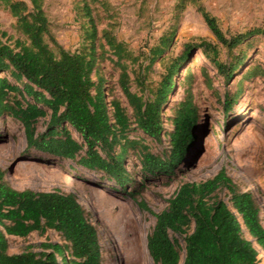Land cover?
Masks as SVG:
<instances>
[{"label":"trees","instance_id":"1","mask_svg":"<svg viewBox=\"0 0 264 264\" xmlns=\"http://www.w3.org/2000/svg\"><path fill=\"white\" fill-rule=\"evenodd\" d=\"M0 3L16 19L15 28L23 37L11 43L4 40L5 32L0 33V118L11 116L19 121L29 146L76 161L124 189L132 183L126 164L131 152L136 154L146 180H170L197 139L199 113L191 89V70L184 76L188 81L184 99L167 116L172 128L166 129L164 121L178 74L193 50L201 48L229 81L246 62L247 54L240 51L228 63L221 59L220 45L233 52L253 36L264 38V27L228 36L218 18L200 6L216 41L188 43L181 55L168 62L158 84L149 88L144 74L167 52L176 29L150 49L148 64L144 65L140 55L112 30L99 29L97 4L107 5L102 0L76 1L83 33L81 47L74 52L52 34L44 0ZM107 63L118 72L121 97L114 94L111 98V88L107 89ZM256 77H264L259 65L247 69L242 78ZM134 82L140 91L132 90ZM241 92L239 86L233 95L226 94V109ZM42 118H48V123L39 133L37 124ZM163 136L170 144L166 154L154 152L145 141H161ZM222 190H226L227 199L219 195ZM167 201V207L157 213L144 200L138 202L156 219L148 235V250L156 263L260 264L256 245L264 253L262 204L225 168L204 181L183 182ZM50 230L59 235V241L46 240L18 253L9 252V236L27 238ZM179 237H183L184 245ZM0 264H104L92 212L73 192L17 189L0 168Z\"/></svg>","mask_w":264,"mask_h":264},{"label":"rangeland","instance_id":"2","mask_svg":"<svg viewBox=\"0 0 264 264\" xmlns=\"http://www.w3.org/2000/svg\"><path fill=\"white\" fill-rule=\"evenodd\" d=\"M76 1L44 0L52 34L72 52L81 47L83 33ZM102 1L109 8L97 4L98 18L101 19L99 29L112 30L135 55H140V62L144 65L148 64L150 49L160 42L163 35L176 29L167 52L144 74L149 88L158 84L168 62L181 55L188 43L196 44L203 39L216 41L200 6L218 18L228 36L264 27V0ZM15 25L16 19L0 3V33H6L4 40L13 43L16 38L22 37ZM240 51L247 54L246 62L229 81L206 59L201 48L193 50L179 72L177 85L165 107V128H172L167 116L186 95L188 81L184 76L188 70L194 73L191 89L199 119L197 139L170 180L162 177L146 180L140 172L141 165L136 154L131 152L126 164L132 172V183L125 189L121 188L113 180L102 178L101 174L88 170L76 161L29 146L24 126L11 116L0 118V168L17 189L41 191L58 188L75 193L80 203L92 212V220L100 233L104 264H125L120 250L130 264H158L148 250V235L156 219L138 202L144 200L151 211L160 212L167 207V200L183 182L204 181L222 168L243 189L251 190L259 199L264 223V77L242 78L245 71L254 65L264 69V38L261 35L253 36L233 52L220 45L221 59L228 63ZM135 68L138 70L139 65ZM205 70L208 71L207 75ZM104 74L108 80L107 89L111 88V98L114 94L121 97L117 84L118 72L107 63ZM239 86L243 92L232 107L226 109V94L233 95ZM132 90L140 91L135 82ZM47 123L48 118L40 119L37 131H45ZM72 132L80 140V135ZM145 141L157 153L166 154L170 147L168 138L164 136L161 141L150 138ZM249 181L252 183L249 184ZM131 193L135 196H131ZM226 193V190H222L219 195L227 199ZM96 199H100V208L94 207ZM179 238L184 245L183 237ZM46 240L59 241L60 237L52 230L45 235L33 233L27 238L9 236V252L18 253L30 244ZM257 249L260 264H264V253L259 246Z\"/></svg>","mask_w":264,"mask_h":264},{"label":"bare ground","instance_id":"3","mask_svg":"<svg viewBox=\"0 0 264 264\" xmlns=\"http://www.w3.org/2000/svg\"><path fill=\"white\" fill-rule=\"evenodd\" d=\"M251 183H252V181H249V184H251ZM107 197H108V195L106 194V195H105V198H107ZM94 207L100 208V199H96V200L94 201ZM256 246H258V245H256ZM120 257H121L122 259H124L125 264H130L129 259L124 255V252H123L122 250H120Z\"/></svg>","mask_w":264,"mask_h":264}]
</instances>
